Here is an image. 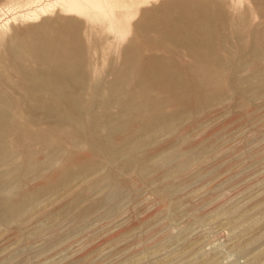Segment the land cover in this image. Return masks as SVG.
<instances>
[{
  "label": "rangeland",
  "instance_id": "rangeland-1",
  "mask_svg": "<svg viewBox=\"0 0 264 264\" xmlns=\"http://www.w3.org/2000/svg\"><path fill=\"white\" fill-rule=\"evenodd\" d=\"M206 7L217 69L228 73L203 84L207 100L147 112L182 119L118 154L141 124L124 118L128 69L166 59L186 78L197 65L188 37L147 27L193 22ZM59 25L77 30L81 53L67 85L41 91L24 65L45 58L24 44ZM0 94L13 124L0 142V264H264V9L255 0H0ZM88 164L63 182L70 166Z\"/></svg>",
  "mask_w": 264,
  "mask_h": 264
},
{
  "label": "bare ground",
  "instance_id": "bare-ground-1",
  "mask_svg": "<svg viewBox=\"0 0 264 264\" xmlns=\"http://www.w3.org/2000/svg\"><path fill=\"white\" fill-rule=\"evenodd\" d=\"M255 1H256V3H258L261 6V8L264 9V0H255ZM189 10H190V8H189ZM191 16H193L192 19L194 21L193 22L191 21L190 23L189 22L185 23L186 21L185 22L184 21L183 22L173 21L171 19L166 20L167 21V23H166L167 24V30H164V31L160 29L161 27H159V25L152 24L153 26L147 27L148 30H150V27L153 29H157L167 37L173 38V37L178 36V35H179V37L180 36L188 37L187 39H185L184 44L186 43L187 47L186 46L185 47L188 48L190 53L195 57V59L197 61V65L195 66V68L191 69V72L189 70L191 75L188 73L189 76L188 77L186 76V78L184 76H182V75H184V71L182 74H180L178 71H173L172 69L175 68V65L173 63H171L170 61H166V59L161 60V59H157V58H151L148 60H143L142 62L139 63L140 64L139 69L138 68L137 69H128V72H127L128 74H126L125 75L126 77H124V80L127 82L126 83L127 86H125V91L128 94V100L130 98H133V99H131V101H129L130 104L128 103L129 106H131V111L129 110L130 117H124V118H126V125H128L130 128L132 127L131 124L136 123L135 122L136 120H139L141 122V124L140 125L136 124V127L134 129V132L136 135H134V137H132V139L128 138L127 144L124 143L126 145L122 144L124 146L117 149L116 152L117 153L119 152L118 154L130 153L133 149L135 150L136 148L145 144L146 140L149 139L156 131L159 132V130L162 131L161 129H165L162 126L168 125L166 128L169 130L170 125L172 127L173 124H175L177 121L180 122V119H182V115H176L175 114V116L172 118H168V117L164 116V119H162V121H160V119H157V117L153 116L151 118V120L149 119L150 120L149 121V120H145V118H146L145 116H146L147 112H150L153 114H155L156 112L159 113V111H161V108L165 103L172 104V103H175L176 101L178 103H180V101H181V103H182L181 107H184V106L186 107L192 99H198V100H202V101H204V99L207 100L208 96H210V93H209V91L206 90L207 88L205 89V85L203 86V84H207L208 82H212V83L216 82L217 81V78H216L217 73H223V72L228 73L225 70L220 72V70L217 69V66L222 67V64H221L220 59L219 60L216 59L215 58L216 55H213V53H214L213 49L214 48L211 47V45H212L211 41L214 42V40L212 39V37H209V28H210L209 26H210V24H212L211 23L212 22L211 21L212 20L211 13H209V11H207V7H206L203 9H198V11L194 15H191ZM185 17H186V14H185ZM182 18H184V17H182ZM162 19L163 18H161L160 20H162ZM160 20H158V21H160ZM70 26L71 25H59L58 27H56L52 31V32H54V34H52L50 32L48 33L44 28L45 31L40 32L41 33L40 35L32 36L31 42L26 41L25 37L23 38L24 41H26L24 44V47L27 50H29L32 54L37 55V57L42 56L43 58H45L43 62L39 61V65H40L39 68H36L38 60L36 61V67L35 68L33 66H27L28 64L24 65L25 67L29 68V69H25V70H27L28 74L31 73V75H33L32 78L36 81V83H40V82L43 83V90H41V91H44V89H46V88H44L45 85L47 86V88H49L48 85H50V84H55L58 82H65L64 81L65 74L73 71L72 69H70V67L76 66L78 64L76 62V59L73 60V57H75L76 55H79L81 53V46L77 42V39H78L77 38V35H78L77 30L74 29L73 27H70ZM160 26H162V23ZM164 26H166V25L164 24ZM40 28H41V26H40ZM212 33H213V31H212ZM179 39H176V41L177 40L179 41ZM19 48H20V46H19ZM34 58H36V56ZM27 60H28V58H27ZM34 66H35V64H34ZM52 66L57 71H51V69H54ZM130 67H131V65H130ZM153 69H155V70L153 71ZM74 70H76V71L80 70V72L82 73V71H81L82 69H74ZM131 70L133 72H131ZM185 73L187 74V72H185ZM134 79H135V81L137 80L136 85H134V83L132 84V82H134ZM35 81H33V83H35ZM79 81L80 80H78L77 82H79ZM218 83H219V81H218ZM61 85H67V82L61 83ZM39 87L40 86L36 87V89ZM40 88L42 89V86ZM152 88H155L156 90H159L160 92H163L162 95L164 98L158 99L157 97H153L150 93V90ZM39 89H38V91H39ZM144 91L147 92L145 95H144ZM151 92H152V90H151ZM138 93L141 96L137 99L136 95ZM218 95L222 96V94H218ZM1 97H2V95L0 94V142H4L3 141V139H4L3 134L6 131V129L9 126L11 127L13 124L10 121L9 113L6 110V106L9 105V102L6 99L2 100ZM53 97H57V96L53 95ZM37 99L39 100L40 98L39 97L36 98V101H37ZM213 99H214V97H213ZM43 100H42V102L39 101L37 103L39 105L41 104L43 107L44 106L46 107L47 103L46 102L43 103ZM139 100H143V102L138 103ZM9 101H12V99ZM36 101H34V102H36ZM121 102H122V100H121ZM209 103H211V102H209ZM31 105H34L31 107V109L36 108L35 104H31ZM41 105H40V107H41ZM122 105H123V103H122ZM123 107H126V106L123 105ZM29 108H30V106H29ZM71 109L72 110H74V109L78 110V108L76 106H72ZM126 109L128 110V108H126ZM126 109H125V111H126ZM68 110H70V109H66V111H68ZM123 111H124V108H123ZM182 112H185V111L181 110V113ZM68 113H69V111H68ZM186 113H189V112L186 111ZM51 114H53V116L56 118L60 117L59 112H57L56 110L53 112L51 111ZM179 114H180V111H179ZM184 115L185 114H183V117H184ZM58 121H61V120H58ZM113 124H117V121L113 122ZM72 127L74 130L73 132L79 131L82 127V122H79V121L74 122ZM87 136H88L87 139H89L88 142H90V140H92L90 138L91 136H89V135H87ZM97 142L100 143L101 146L105 145V141L103 142L101 140H98ZM124 142H125V140H124ZM110 147H112V146H110ZM112 150H114V152H115L114 148ZM126 160H128V159H126ZM71 167L72 166L69 167L70 173H68L67 175H65L63 177L64 183H70L74 180L77 181V179L81 178L88 170L93 168L92 165H89V164L85 168H73V169H71ZM60 177L61 176L59 175V178ZM50 188L58 189L59 184L54 183ZM40 190L41 189H36L34 191L31 190L29 192L23 193L21 195V200H18L17 204L10 203L11 209H13L12 208L13 205L15 207H17L19 204H20L19 206H24V205L28 204V201L31 200L30 196L35 195V194L37 195V194H40L41 192H44V191H42V190L40 191ZM12 197H10V198L12 199ZM11 202H13V201H11ZM13 211L16 212L17 210L13 209ZM16 214H18V212ZM15 215H12V216H15Z\"/></svg>",
  "mask_w": 264,
  "mask_h": 264
}]
</instances>
